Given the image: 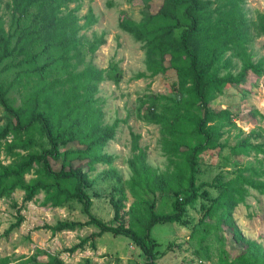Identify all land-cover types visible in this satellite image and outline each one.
<instances>
[{"label": "trees", "instance_id": "1", "mask_svg": "<svg viewBox=\"0 0 264 264\" xmlns=\"http://www.w3.org/2000/svg\"><path fill=\"white\" fill-rule=\"evenodd\" d=\"M75 1L79 0H9L6 6L11 12L7 30L0 16V63L8 56L17 55L21 57L15 65H23L6 87L0 81V105L7 113L6 123L0 128V147L10 136L4 147L11 155L18 156L9 164L0 163V198L20 188L24 191L23 201L32 200L41 191L45 192V201L56 207L77 199L82 202L88 219L85 222L60 220L51 226L52 230H75L91 224L98 228L91 239L105 232L124 235L139 248L145 264H156L158 242L151 236V229L157 223L188 224L187 209L193 207L198 198L211 200V206L222 207L228 216L246 195L245 186L264 196V181L243 174L244 170H251L257 175L252 168H240L227 181L218 176L211 182L196 183L197 156L206 150L227 146L232 155L248 154L252 149L264 153V147L252 144L248 136L233 145L222 142V129L230 121L231 112L227 108L216 111L209 107L210 101L227 85L240 83L249 72L260 75L264 58L253 60L252 54L247 52L251 34L241 8L242 0H162L154 12H149L147 22L120 19V28L145 42L147 73L140 71L136 78L172 69L177 81L173 83L174 94L159 95L158 99L165 102L159 106L152 102L145 113L138 115L147 123L159 125L162 149L168 154L171 169L152 168L146 162L145 150L137 143L139 135L131 133L129 178L122 185V178L113 167L104 174L116 178L109 202L113 220L118 224H110L90 212L93 200L87 189L94 185L95 179L89 172L98 163L112 162L113 156L103 149L114 138L118 124L127 119H115L111 124L103 122L101 108L93 98L97 83L104 78L102 69L87 65L80 71L70 69L63 76L56 74L46 79L51 74L47 70L52 64L65 61L71 50L78 49L74 12L59 15L63 6ZM33 7L36 11L28 20ZM258 28L264 34L262 22ZM51 48H59L60 54L38 63L39 57ZM228 51L241 62L236 73L231 71L234 63L226 55ZM61 65L68 66L66 62ZM14 84L23 93L22 104L16 107L9 104L5 96ZM36 134L46 138L47 147L41 150L33 147L38 146L34 139ZM70 143L73 146L66 147ZM49 159L59 162L58 168L53 169ZM74 160L80 163L75 165ZM29 171L35 177L25 182ZM204 186L219 189V195L211 198ZM125 188L134 197L129 206L125 204L128 199ZM158 193L161 205L170 206V211L160 212L155 201L147 198L148 194ZM22 220L18 210L16 221L8 230L19 226ZM232 230L242 249L230 261L220 258V264H264V247L244 238L233 225ZM85 242L86 238L70 250ZM173 246L168 245L170 249ZM55 263L61 264V261L57 259L50 264Z\"/></svg>", "mask_w": 264, "mask_h": 264}, {"label": "rangeland", "instance_id": "2", "mask_svg": "<svg viewBox=\"0 0 264 264\" xmlns=\"http://www.w3.org/2000/svg\"><path fill=\"white\" fill-rule=\"evenodd\" d=\"M8 1L0 0V16L6 30L9 28L11 12L6 6ZM161 2L162 0H79L63 6L59 13L61 16L68 11L74 12L79 46L77 50L69 52L70 57L65 61L58 60L52 64L47 70L51 74L46 79H51L56 74L63 76L70 69L80 71L87 65L102 69L104 78L97 83L93 94L95 104L103 113L102 120L111 124L115 119H127L118 124L114 138L103 149L113 156L112 162L98 163L89 172L90 177L95 179L94 185L87 189L93 200L90 212L114 225L118 222L113 220L109 195L116 178L105 177L104 174L113 167L121 176L122 185L129 178L131 173L127 162L132 154L131 133L139 135L137 143L145 150L146 162L152 168L157 171L171 169L168 154L162 149L159 125L147 123L138 115L145 113L152 102L157 106L165 102L158 99L159 95L170 96L176 92L173 84L177 81L176 74L168 69L155 76L136 78L140 71L147 73L145 42L136 40L119 26L121 18L133 23L147 22L149 12H154ZM241 8L250 26L251 40L246 45L247 52L252 54L253 60L264 58V34L258 28L261 22L264 25V0H242ZM35 11L36 8L33 7L28 20ZM26 20L27 18L22 23ZM60 52L59 48L48 49L39 57L38 63L45 62L49 56L56 57ZM226 55L234 63L231 71L236 73L241 65L240 60L232 51H228ZM20 57L8 56L0 63V81L4 87L23 67L15 65ZM63 62L68 64L66 68L61 65ZM165 63L168 64L167 60ZM5 96L13 107L22 104V89L16 84L11 85ZM209 107L216 111L227 108L231 112L230 121L222 129V142L233 145L248 136L252 144L264 147V67L260 75L249 72L240 83L224 87L210 101ZM6 120L7 113L0 105V128L5 125ZM255 134L258 136L254 137ZM10 139L8 136L0 147V163L4 165L18 157L8 153L4 147ZM34 139L38 142V146H33L35 149L41 150L48 146L46 138L36 134ZM68 146L73 144L66 147ZM60 149L63 151L65 147ZM16 151L24 153L22 149ZM197 160V184L202 181L211 182L218 176L227 181L240 168L256 170L257 175H253L251 170H244L243 174L264 181V153L255 149L248 154L232 155L226 146L206 150L197 156ZM49 162L53 169L58 168L59 162L57 164L52 159ZM78 162L73 161L75 165ZM34 177L35 174L29 171L24 177L25 182ZM245 187L246 195L230 210L228 216H225L227 214H224L222 207L211 206V200L198 198L194 206L187 209L188 224L154 225L151 236L158 242L156 264H220V258L230 261L242 249V245L234 238L232 225L238 228L244 238L255 240L264 247V196L251 187ZM204 189L211 198L217 197L220 192L209 186H204ZM125 193L128 198L125 204L129 206L134 197L127 188ZM23 195L24 191L16 188L0 198V264H50L57 259L61 264H145V257L139 248L124 235L105 232L94 236L92 240L91 234L98 232V228L91 224L75 230H52L51 226L60 220L85 222L88 219L82 202L77 199L56 207L45 201L44 191L36 194L30 201H23ZM147 198L155 201L160 212L170 211V206L161 205L159 193L148 194ZM18 210L23 220L19 226L8 230L10 224L16 221ZM84 238L86 242L82 246L70 250ZM169 244L174 246L170 249Z\"/></svg>", "mask_w": 264, "mask_h": 264}]
</instances>
